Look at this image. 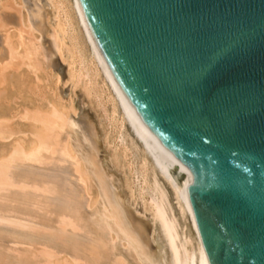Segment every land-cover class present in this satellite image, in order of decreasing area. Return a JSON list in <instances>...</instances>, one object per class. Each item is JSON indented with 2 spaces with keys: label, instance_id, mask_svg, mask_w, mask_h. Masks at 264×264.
<instances>
[{
  "label": "bare ground",
  "instance_id": "obj_1",
  "mask_svg": "<svg viewBox=\"0 0 264 264\" xmlns=\"http://www.w3.org/2000/svg\"><path fill=\"white\" fill-rule=\"evenodd\" d=\"M0 32L6 46L0 86L9 69H50L53 87L73 101L70 108L53 103L17 115L32 141L14 140L0 154V264H57L61 251L68 252L57 249L59 243L71 246L69 264H210L192 207L109 73L80 1L3 0ZM57 60L68 69L66 88ZM91 96L103 107L112 141ZM10 121L0 119L1 141L19 133ZM112 144L132 157L128 169L140 184L136 202L116 169Z\"/></svg>",
  "mask_w": 264,
  "mask_h": 264
},
{
  "label": "water",
  "instance_id": "obj_2",
  "mask_svg": "<svg viewBox=\"0 0 264 264\" xmlns=\"http://www.w3.org/2000/svg\"><path fill=\"white\" fill-rule=\"evenodd\" d=\"M79 1L209 263L264 264V0Z\"/></svg>",
  "mask_w": 264,
  "mask_h": 264
},
{
  "label": "rangeland",
  "instance_id": "obj_3",
  "mask_svg": "<svg viewBox=\"0 0 264 264\" xmlns=\"http://www.w3.org/2000/svg\"><path fill=\"white\" fill-rule=\"evenodd\" d=\"M1 2H3V0H0V6H1ZM23 17L24 18L26 17L25 11L23 12ZM13 32H14V30H11L10 37H11V40L13 42H15L14 40H16V38H15ZM12 34H13L14 37L12 36ZM0 49H1L0 56H2L6 52V46H5V42H4V36H3V33L2 32H0ZM56 64H57V66H63L64 67V70L62 71V74H61V80H62L63 87L66 88V87L70 86L71 83H68V76L66 75V74H68L67 67L60 60H57ZM46 70L44 71L45 73L43 71H40L37 74H33V73L31 74L26 67H23V68H21V69H19L17 71L12 70V69H9L6 72V74H5V84H4V86L3 85L0 86L1 87L0 88V90H1V92H0V96H1V98H0V119L1 118L2 119H7V120L10 119L11 120L10 121L11 122V126L16 131H19V133H21V134L18 133L16 136H14L9 141H1L0 140V154L6 153L8 149L10 150L11 147H12V145L15 142L14 140H21V141L24 140L26 142L25 145L27 144L26 146L30 145V143L32 141V137H31V135L29 133L26 134V137H25V134H24V132H26L27 129H28V123L25 122V121H21V119H20L21 117L20 118H17V115L18 114L19 115L20 114L23 115L25 113V111L28 110V109L29 110H34V109L40 108V107L41 108L43 107L45 109V107L48 108L53 103L60 104V105L65 106L67 108H70L73 105V101L70 98L67 99V98L62 97L59 94V91L56 90V88L53 87L54 84H55V82H54L55 80L53 78H51V70L50 69H46ZM19 71H21V73ZM35 75L37 76V79H35L36 78ZM37 80H39V81L41 80V82H39ZM65 80H66V83H65ZM45 81H46V83H45ZM83 86H84V82H80V84L78 86V89L79 90L82 89ZM4 90H5V92H4ZM40 90H41V92L44 90L42 92L43 94L40 92ZM31 91L32 92H35V93H32ZM28 92L30 94H28ZM7 96L9 98L6 99ZM38 96H41L42 98L41 97L39 98ZM21 97H23V98H21ZM16 98H18L19 100H17ZM16 101H19V102H17L18 105H17ZM89 102H90V105H91V107L93 109V113L97 114V116H99V118H101V120L103 119L102 120V126L104 127L105 131L107 132V137H108L109 141H112V137H113L112 134H113V132L110 129V127L108 126V124H106V119L104 117L105 116V113H103L104 112L103 111V107H100L101 105L99 104V100L97 98H95L94 96H91V97H89ZM11 109H12V114L10 113ZM24 109H26V110H24ZM13 118H16V119H13ZM17 137H20L21 139L20 138H17ZM12 142H13V144H12ZM9 144H10V147H9ZM115 149H116V151H115ZM109 150L112 151V153L115 152V156H117V158L115 157L116 159H114V163L116 164V169L118 171L120 170L119 173H120L121 177L123 175L122 179L124 178L123 179L124 184L126 186L129 185L130 187H132V190H134V191H132V197H133V200L136 202L137 199H138V197H139V195H140V191H139L140 190V188H139L140 187V184H139V182H137L138 184L136 185V183H135L136 180L133 179L134 177L131 174L130 170L128 169V166H129L128 163L130 161H132L131 160L132 157L131 156L123 157L122 156V149L120 147H115L114 144H112V145L109 146ZM126 159H128V161ZM123 162H125V163H123ZM89 187H90L91 197H92L93 200H95L96 195H97L96 186L93 183H90V186ZM59 244H57V249H59L60 251L65 249L64 252L67 251V250H68V252L63 253L61 251V253H60L61 255L59 254L57 256V258H55V262L57 261V264H63V263L64 264H69V262H70V257H69L70 256V254H69L70 250L68 248L71 249V246L70 245H67V244L66 245L65 244L64 245L60 244L61 245L60 246Z\"/></svg>",
  "mask_w": 264,
  "mask_h": 264
}]
</instances>
